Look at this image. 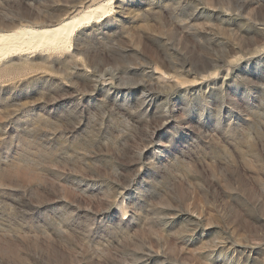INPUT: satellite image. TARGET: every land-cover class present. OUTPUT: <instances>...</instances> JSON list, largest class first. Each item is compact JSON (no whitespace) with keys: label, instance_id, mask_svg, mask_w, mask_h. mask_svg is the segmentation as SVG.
<instances>
[{"label":"rangeland","instance_id":"374dc122","mask_svg":"<svg viewBox=\"0 0 264 264\" xmlns=\"http://www.w3.org/2000/svg\"><path fill=\"white\" fill-rule=\"evenodd\" d=\"M103 1L0 61V264H264V0H0V33Z\"/></svg>","mask_w":264,"mask_h":264},{"label":"bare ground","instance_id":"6f19581e","mask_svg":"<svg viewBox=\"0 0 264 264\" xmlns=\"http://www.w3.org/2000/svg\"><path fill=\"white\" fill-rule=\"evenodd\" d=\"M109 2L98 3L52 26L24 27L0 33V61L36 50L70 51L75 31L85 24L102 22V17L110 11Z\"/></svg>","mask_w":264,"mask_h":264}]
</instances>
